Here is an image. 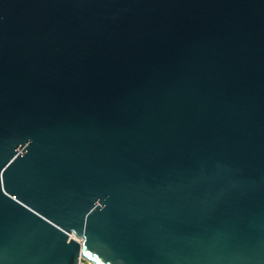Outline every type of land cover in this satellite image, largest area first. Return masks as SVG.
I'll return each instance as SVG.
<instances>
[{"label":"water","instance_id":"1","mask_svg":"<svg viewBox=\"0 0 264 264\" xmlns=\"http://www.w3.org/2000/svg\"><path fill=\"white\" fill-rule=\"evenodd\" d=\"M264 264V0H0V264Z\"/></svg>","mask_w":264,"mask_h":264},{"label":"built area","instance_id":"2","mask_svg":"<svg viewBox=\"0 0 264 264\" xmlns=\"http://www.w3.org/2000/svg\"><path fill=\"white\" fill-rule=\"evenodd\" d=\"M77 264H92L89 261H87L86 259H84L83 257H79Z\"/></svg>","mask_w":264,"mask_h":264}]
</instances>
